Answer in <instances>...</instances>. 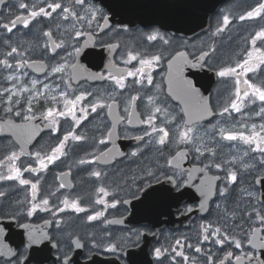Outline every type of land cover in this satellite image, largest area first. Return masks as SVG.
Instances as JSON below:
<instances>
[{
	"label": "snow or ice",
	"instance_id": "6c2138e0",
	"mask_svg": "<svg viewBox=\"0 0 264 264\" xmlns=\"http://www.w3.org/2000/svg\"><path fill=\"white\" fill-rule=\"evenodd\" d=\"M6 4H8L7 10L0 12V29L6 33H13L18 26H23L25 29L30 26L36 28L41 18L57 21L55 27L50 26L47 30L39 31L38 35L46 39L42 44L35 45L51 53L52 59L59 57V60L51 65L30 59L29 54L33 49L31 42L24 46L19 43L13 44L10 38L0 41V44L9 49L3 54V58H0V69L8 73L3 76V79L11 82L10 87L0 88V111H3L7 117L0 122V132L10 131L19 144L18 151L9 150L0 159V182L14 181L18 186H28L27 191L30 195L15 201L16 215L32 217L37 213L49 214L48 218H43L42 226L30 223L19 224V227L27 230L29 246L40 244L45 240L52 241L53 236L49 235L46 229L55 226L56 229L61 230V234L57 236L58 241L62 242L65 235L70 238L67 251L60 248L58 243L52 245L61 252L60 264H75L73 249H84L86 243L90 246L89 258H91L93 252L123 253L126 246L138 244L141 237L145 235L137 230L127 237H114L112 232L105 230L99 236L95 232L87 233L85 242L80 235L63 232L62 225L65 220L59 214L66 211L77 214L90 212L84 217L89 223L102 221L104 225H111L124 222L123 219H107L106 213L109 208L115 209L117 205L128 204L130 201L116 199L115 192L110 191L103 184L96 189L97 198L94 203L88 206L81 205V197L73 199L67 196L63 199L57 197L59 204L50 202V197L56 196L55 191L45 196L39 195L40 173L46 172L49 165L55 164L61 157L67 156L66 148L70 140L82 142L89 139L86 135L78 134L76 129L90 115L98 113V109H107L106 114L113 116L114 112L122 107L124 115L117 114L110 128L105 129L103 138L97 141L99 145H104L105 149H96L99 152L98 155L87 153L85 158L79 159V165L108 163L110 154L123 156L124 153L120 152L114 143L111 148L107 145L112 142V137L116 134L118 122L132 125L135 120L147 127L142 134L134 136L133 139L143 141L144 146H153L165 161L163 165H159L157 161L159 171L148 168L145 172L147 177L159 182V176L164 175V178L173 184L177 191L187 186L195 188L204 197V202L200 204L201 209L205 208L208 198L217 192L218 181L223 185L218 189L221 197L226 198L231 186L237 185L242 197L246 196L247 204L250 205V207H244L239 215L235 211L225 209L224 215L217 223L202 224L195 247L188 242L187 237H183L177 238L170 250L155 248L154 255L157 261L162 262V258L168 255L173 264H176L177 257L182 258L183 264H189L190 257L185 254L184 249L194 247L195 253L205 257L206 264H264V258H262L264 257V194L258 197L250 188L238 185V177L242 180L244 174L251 176L248 181L251 188L264 185V123L249 125L243 121H237L228 126L227 123H221L218 120L215 124H211L209 129L201 131V124L207 117L214 115L232 117L233 113L243 116L246 115L244 110L256 105L257 102H259V110L255 111V115L264 120V26L249 33V36L245 38L247 47L242 50L240 58L233 63L209 67L217 51L214 44H209L206 50L202 46L196 52L177 50L167 58L163 51L154 54L126 51L121 56L123 63L129 65L135 61L138 66L119 68L113 60L109 62L106 75L103 72H97L89 73L86 77L91 80L111 82L110 92L94 95L90 90H82L76 94L73 81L78 83L80 79L85 78L83 74L88 73V69L79 63L80 54L99 33H104L111 27L104 10L97 7L92 0H27V2L11 0V3L9 0H0V9ZM237 18L240 21L264 19V0H258L251 10ZM230 23L229 16L224 15L212 35L219 36ZM54 32L58 35L54 36ZM85 36L87 39L83 41V44H79L80 38ZM146 39L150 42L160 40L164 45L170 44V40L159 32L147 35ZM103 46L110 52L120 47L118 43H105ZM58 50H63L64 54L61 55ZM165 60L166 71L163 73L161 82L156 83L152 73ZM206 67L214 71L221 80H232L234 84V91L218 113L213 112L209 98L203 95L196 83L185 74L186 69ZM25 68L44 71L46 78L47 76L57 77L64 87L57 85L53 88L48 83L37 79H31L25 83L23 77L26 73L23 75L20 73V70ZM88 97H92V100L80 106ZM168 99L180 102L179 112L170 110L167 104ZM42 101L45 103L51 101V104L40 109L37 105H40ZM60 103L62 108L56 106ZM138 106L143 107V119ZM77 112L80 113L79 116ZM17 117L20 123L16 122ZM61 118L71 123V130L64 133L54 147L47 152L40 150L33 152L27 149V145L45 128L59 132ZM37 120L41 123H35ZM220 141L236 142L246 147L229 154L227 158H220L218 156ZM142 151L143 148L138 147L130 155L135 157ZM189 155L192 157V165L184 168L182 162L187 160ZM87 156L92 158L88 159ZM22 157L34 160L36 166H33L31 162L18 163ZM258 165L259 170H257ZM165 168L170 169L173 174L164 173ZM213 169L218 173L222 172L223 175L212 174ZM25 173L36 174L35 181L24 178ZM70 174V171L62 172L60 176L65 177ZM88 174L97 180L107 175L106 172L95 168ZM135 179V177L132 178L133 183ZM197 180L199 183H196ZM65 187V183L61 182L56 191ZM136 194L133 193L134 196ZM6 195V191L0 190V198ZM109 196L113 197L111 202L106 199ZM94 205H103V208L94 210ZM237 207H240L239 203ZM217 208H220L219 204ZM186 211L191 212L193 209L188 207ZM245 223L248 225L247 228L244 226ZM2 232L3 229H0V233ZM73 235L74 238H72ZM204 242L220 246L223 254L215 257V253L210 248L202 249L200 245ZM233 247L239 250L238 253L231 250ZM36 251L39 253L43 250ZM0 257L5 258L3 264H24L28 259L26 255H18L13 248L4 243L2 238H0ZM192 264H196L195 259L192 260Z\"/></svg>",
	"mask_w": 264,
	"mask_h": 264
},
{
	"label": "flooded vegetation",
	"instance_id": "af4514ba",
	"mask_svg": "<svg viewBox=\"0 0 264 264\" xmlns=\"http://www.w3.org/2000/svg\"><path fill=\"white\" fill-rule=\"evenodd\" d=\"M167 1V0H166ZM27 2V0H26ZM97 7L102 8L104 13L109 18V24L111 27L106 29L104 33H99L95 40L88 44L80 54L78 60L81 65L88 69V73H84L83 79H80L77 83L73 81V88L76 89V94L82 90H90L95 94H104L112 90L111 82L109 81H97L87 79L89 73L103 72L107 74L109 68V62L115 60L119 68H131L136 65L133 61L132 64L125 65L121 56L126 51L141 52L147 54H154L158 51H163L167 58L171 53L177 50H186L189 52H196L202 46L207 49L209 44H214L217 51L213 55L211 65L209 67H219L225 63H233L240 58L242 50L247 47L245 38L249 36V33L258 30L264 26V19L245 20L240 21L237 17L244 14L246 11L251 10V7L256 5L258 0H224L220 6L208 16L207 28L203 27L194 33L188 32L187 34H178L171 27L172 22L166 23V20L159 16L157 0H92ZM11 3V0H9ZM174 6V5H173ZM172 6V7H173ZM172 7H165L164 14L169 15ZM8 4L4 8L0 9V12L7 10ZM228 15L231 23L228 28L219 36H213L216 27L221 23L222 17ZM200 24L206 23L205 13H197ZM57 21L46 20L41 18L36 28L30 26L28 29L23 26H18L13 30V33H6L0 29V41L10 38L13 44H23L27 46L29 42L33 44V49L30 51V59L43 61L46 65H51L59 60L52 59L51 53L45 52L35 45L42 44L46 38L42 35H38L39 31L47 30L48 27H55ZM34 24L36 22H33ZM65 24L67 22H64ZM102 23V22H101ZM159 32L164 35L165 38L170 40L169 45H164L162 41L157 40L154 42L147 41V35ZM58 33L54 32V36ZM87 37H81L79 44H83V41ZM105 43H118L119 48L109 51L103 45ZM9 50L5 45L0 44V58H3V54ZM71 50V49H69ZM61 55L64 54L63 50H58ZM166 71V60L162 61L160 67L153 71L154 82H161L163 73ZM20 73L24 75L25 83L31 79H37L48 83L51 87L55 88L59 85L64 87L61 80L53 76H45L44 71H36L34 68L21 69ZM186 73L190 76L188 78L196 82V86L199 87L210 86L208 93H203L209 98L213 107V112H219L222 106L229 99L230 94L234 91V84L232 80H221L217 77L214 71H210L208 67L200 69H186ZM191 73V74H190ZM8 73L0 69V88L10 87L11 82L3 79ZM249 78H252V74H249ZM198 81V82H197ZM131 82V78H129ZM198 87V86H197ZM71 93V90H69ZM56 94V93H53ZM163 98V97H162ZM92 97H88L83 101L80 106L86 105ZM51 101L47 103L41 102L37 105L38 108L49 106ZM167 104L170 110L179 112L180 103L173 99H168ZM139 105V102H138ZM57 107L62 108V103L57 104ZM259 110V102L256 105H252L250 108L244 110L246 115L233 113L232 117L227 115L221 117L219 115L207 117L201 124V131L209 129L211 124H215L218 120L221 123H227L230 126L237 121H243L244 123H264L261 117L255 115V111ZM138 111L141 112V119L144 116V110L142 106H138ZM107 109L99 110L98 113H93L85 120L79 128L76 129L78 134L86 135L89 137L87 141L74 142L69 141L66 151L67 156L61 157L55 164L49 165L46 172L40 173V185L39 195L45 196L50 192H56L55 197H50V202L59 204V199H63L67 196L69 199L75 197H81L80 203L83 206L92 205L97 198L96 189L103 184L108 187L110 191L115 192V198L120 200H129L128 204H119L115 209L109 208L106 213L107 219H123L122 224L104 225L102 221L87 222L84 217L89 213H74L72 211H66L59 215L64 218L65 223L62 225L63 232L73 233L74 235H80L82 239H85L86 234L89 232H95L98 236L105 230L112 232L114 237H127L134 231L139 230L145 233L141 237L138 244H132L126 246L123 253L117 252H93L91 258H89L90 246L87 245L84 249H73V260L78 259L80 264H130L131 261L134 264H173L170 257L165 255L161 261H157L154 255V249L157 247L169 248L174 245L177 238L187 237L188 242L193 246L198 242L200 226L206 223H217L224 215V210L235 211L238 215L242 212L243 208L249 206L247 204L248 198L242 197L240 188L237 185H232L229 189L227 197H221L218 189L222 187L221 182H217V192L210 196L205 204V208L201 209L200 204L204 202V197L196 191L195 188L187 186L180 191H177L175 186L169 183L164 175L159 176V182L155 179L149 178L145 175L148 168H152L153 171H159L157 167V161L159 165L165 163L164 158L159 155L153 146H144L143 141H137L133 139L134 136L142 134L143 130L147 127L141 125L137 121L133 120L132 125H128L126 122L117 123L116 134L112 137V142L107 145L111 148L113 143L123 152L124 155L110 154L109 162L102 163L97 162L92 165H79L78 161L81 158H85L87 153L99 154L96 149L104 150V145L97 143L98 139L103 138L105 129L110 128L114 122L117 114L124 115L121 109L114 112L113 116H108ZM79 116L80 113L77 112ZM249 116L251 117L249 119ZM6 114L0 111V122L6 119ZM17 123H20V119L15 118ZM35 123H41L40 120ZM237 127L239 124L237 123ZM71 130V123L61 118L60 131L54 132L45 128L39 136L35 137L28 145L29 151L40 150L41 152H47L51 147H54L59 138L67 131ZM95 137V139H92ZM147 139V138H146ZM218 139V138H217ZM138 147H142L143 151L138 156H131L130 153L136 151ZM244 145L237 144L236 142L220 141V147L218 148V156L220 158H227L229 154L242 150ZM9 150H19V144L16 142L10 131L0 132V159L4 157ZM167 154V153H166ZM91 159V156H87ZM31 162L35 165L34 160H30L28 157H22L18 163L27 164ZM192 165V157L189 155L188 159L182 162V167L189 168ZM106 172L107 175L102 177L101 180L90 176L88 173L93 169ZM257 170H259V165ZM70 175L61 177L60 173L69 172ZM163 172L171 175L173 174L170 169H163ZM212 174L223 175L222 172H217L213 169ZM255 175V173H252ZM135 177V183L132 182V178ZM24 178L35 181L36 174L25 173ZM251 176L244 174L241 180L238 177V185L244 188H250L259 197L264 194V185H257L251 188L248 181ZM127 181V183H125ZM63 182L66 187L56 189L59 184ZM196 183H199L197 180ZM150 185V186H149ZM11 186V187H10ZM28 186H18L14 181L0 182V190L7 192L6 197L0 198V229L3 232L0 233V238L3 239L9 247L13 248L17 254H23L28 257L24 264H60L59 257L61 252L54 248L52 245L58 243L59 247L64 251H67V244L70 242V238L67 235L64 236V240L58 241L57 236L61 234V230L55 228V226L47 228L46 231L49 235L53 236L52 241H43L40 244H32L29 246L27 230L19 227L21 223H30L33 225H43V218H48V213H37L32 217L18 216L16 215L17 205L15 201L23 199L26 195H30L27 191ZM133 193H137L135 196ZM183 193V194H182ZM102 195V194H100ZM109 202L113 199L112 196L106 198ZM142 202L148 203H165L166 207L162 208V212L166 213V217L172 220V225L167 223L165 226L158 229L151 223H141L138 218L143 212L142 206H138ZM177 203V206H174ZM237 203L240 207H237ZM217 204L220 208H217ZM191 207L193 211L187 212L186 209ZM103 205H94V210H100ZM188 219V220H187ZM173 220L177 221V226H173ZM239 222V221H237ZM245 228L248 225L245 223ZM74 235L72 238H74ZM146 251L142 254L139 252L140 247L145 241V237H152ZM202 249H211L215 253V257H219L223 254V250L220 246L213 245L208 242H204L200 245ZM194 247L189 249L185 247V254L190 257L189 264H192V260L195 259L196 264H206L205 257L202 254L195 253ZM248 246H246L247 248ZM37 249H42V252H37ZM234 252L239 250L231 249ZM214 257V258H215ZM263 258V257H262ZM4 257H0V264H3ZM76 264V263H75ZM176 264H183L182 258L177 257Z\"/></svg>",
	"mask_w": 264,
	"mask_h": 264
},
{
	"label": "water",
	"instance_id": "95a60500",
	"mask_svg": "<svg viewBox=\"0 0 264 264\" xmlns=\"http://www.w3.org/2000/svg\"><path fill=\"white\" fill-rule=\"evenodd\" d=\"M223 1L224 0H167V1L157 0V6H158L157 11L159 16L162 15L164 20H166V23H169L170 21L172 22L173 26L171 28L176 33L178 34H187L188 32L194 33L205 26H206L205 28H207L208 16L212 12H214ZM166 6L169 8L173 6L169 15L164 14L166 10L163 9ZM198 12H200L201 14L205 13L206 23L198 25L199 23V19L197 17ZM185 74L187 76H190L186 73V71ZM197 86L199 87V84ZM199 88L202 93L205 92L208 93L210 91L209 85ZM140 205L143 208V212L141 216L138 218V221L140 220L141 223L153 224L154 226H156L157 229L156 233H158L159 228L165 226L167 223L172 225V220L168 219L166 217V213L162 212V208L166 207L165 203L142 202V204L140 203L138 206ZM174 206H177V203H174ZM177 224H178L177 221L173 220V226H177ZM155 237L156 236L145 237V241L143 245L140 247L139 252L143 254L146 251L150 240ZM75 263L80 264L78 263L77 258L75 259ZM130 264H134V262L131 261ZM143 264H149V263H143Z\"/></svg>",
	"mask_w": 264,
	"mask_h": 264
}]
</instances>
